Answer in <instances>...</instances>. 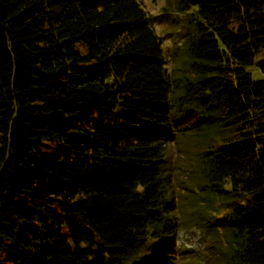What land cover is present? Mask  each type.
<instances>
[{"label": "trees", "instance_id": "obj_1", "mask_svg": "<svg viewBox=\"0 0 264 264\" xmlns=\"http://www.w3.org/2000/svg\"><path fill=\"white\" fill-rule=\"evenodd\" d=\"M192 4L187 69L205 75L180 101L234 125L201 164L229 207L218 264H264V78L247 68L264 73V0ZM165 62L137 0H0V264H155L150 231L175 244Z\"/></svg>", "mask_w": 264, "mask_h": 264}, {"label": "rangeland", "instance_id": "obj_2", "mask_svg": "<svg viewBox=\"0 0 264 264\" xmlns=\"http://www.w3.org/2000/svg\"><path fill=\"white\" fill-rule=\"evenodd\" d=\"M150 18L151 26L161 41L166 66L172 75L169 91L173 129L165 147V170L172 173L175 244L171 237L158 230L147 236L152 250L146 255L153 256L155 264H218L227 260L233 246V233L224 216L229 207L219 203L225 201L220 194H211L208 179L202 172V158L207 150L217 148L225 136L234 132L233 124L219 122L201 123L204 112L192 105L182 103L180 96L188 82L205 74L188 70L190 65L186 53V41L196 31L197 5L187 9L178 7V0H137ZM199 18V17H198ZM256 59L264 57V47L256 51ZM247 68L254 80L264 78V73L254 62ZM48 151H56L54 145H44ZM229 185V184H227ZM234 196H229V201ZM243 202L246 200L243 199Z\"/></svg>", "mask_w": 264, "mask_h": 264}]
</instances>
